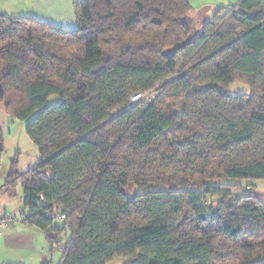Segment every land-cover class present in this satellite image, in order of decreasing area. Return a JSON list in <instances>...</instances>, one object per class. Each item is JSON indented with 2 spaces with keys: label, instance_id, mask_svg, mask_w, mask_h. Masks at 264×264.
<instances>
[{
  "label": "trees",
  "instance_id": "obj_1",
  "mask_svg": "<svg viewBox=\"0 0 264 264\" xmlns=\"http://www.w3.org/2000/svg\"><path fill=\"white\" fill-rule=\"evenodd\" d=\"M75 11L74 30L0 12V103L40 154L8 177L27 222L65 247L60 264H264V201L225 181L264 180V0L199 34L188 0Z\"/></svg>",
  "mask_w": 264,
  "mask_h": 264
},
{
  "label": "crops",
  "instance_id": "obj_2",
  "mask_svg": "<svg viewBox=\"0 0 264 264\" xmlns=\"http://www.w3.org/2000/svg\"><path fill=\"white\" fill-rule=\"evenodd\" d=\"M78 1L80 0H0V12L9 16H32L41 21H49L48 23L64 30H74L78 27L75 11V3ZM188 1L193 7L190 16L201 23L200 25L211 19L220 7L237 2V0ZM14 2L24 5L22 9L25 11L20 12L11 5ZM10 172L11 170L6 174L0 173V214L20 216L28 210L24 203V190L17 187L19 180L8 181ZM62 257L63 254L57 248L50 251L46 232L28 222L0 228V264H60ZM131 261L134 264V260Z\"/></svg>",
  "mask_w": 264,
  "mask_h": 264
},
{
  "label": "rangeland",
  "instance_id": "obj_3",
  "mask_svg": "<svg viewBox=\"0 0 264 264\" xmlns=\"http://www.w3.org/2000/svg\"><path fill=\"white\" fill-rule=\"evenodd\" d=\"M15 3V2H14ZM11 5L15 6L20 12H24L23 6L19 2ZM18 11V12H19ZM40 12V11H39ZM42 13V12H41ZM213 17V16H212ZM37 19V18H36ZM39 20V19H38ZM45 21V20H44ZM49 22V21H48ZM197 28L194 34H199L201 26L197 22ZM227 92L230 94L248 93L249 87L243 81H236L229 86ZM61 101L58 96H52L47 104L56 105ZM0 135L2 142L1 153V169L0 173H7L11 170L13 165L17 167L20 172H25L32 168L38 161L40 154L36 144L30 139L26 131V121L14 117L6 111L5 107L0 103ZM227 182L237 183L249 189L258 195L264 201V180H241V179H225ZM17 187L23 190L22 181L19 180ZM131 258L118 257L111 261L112 264H132ZM110 263V262H109Z\"/></svg>",
  "mask_w": 264,
  "mask_h": 264
},
{
  "label": "built area",
  "instance_id": "obj_4",
  "mask_svg": "<svg viewBox=\"0 0 264 264\" xmlns=\"http://www.w3.org/2000/svg\"><path fill=\"white\" fill-rule=\"evenodd\" d=\"M140 98H143L142 94H137L134 97H132V100H138ZM41 199H43V195H40ZM28 215L29 211L23 212L20 216L12 215V214H0V228L5 226H13L17 223L27 222L28 221ZM47 215L55 220H63L66 218V215L61 213L59 211V208L57 206H54L52 209L47 211ZM61 253H63L65 247L59 246L57 248Z\"/></svg>",
  "mask_w": 264,
  "mask_h": 264
}]
</instances>
